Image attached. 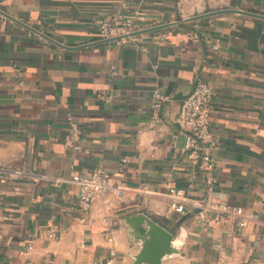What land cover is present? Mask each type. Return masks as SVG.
Instances as JSON below:
<instances>
[{
  "label": "crops",
  "instance_id": "0c3cea01",
  "mask_svg": "<svg viewBox=\"0 0 264 264\" xmlns=\"http://www.w3.org/2000/svg\"><path fill=\"white\" fill-rule=\"evenodd\" d=\"M124 1L142 29L177 23L137 44L83 47L98 40L96 19ZM142 1L0 0L11 17L0 13V264H107L113 247L114 264H156L166 232L160 264H264V19L246 13L264 16V0ZM198 80L214 87L209 188L179 123ZM156 90L166 100L154 121ZM75 123L81 152L66 147ZM94 172L127 190L97 198L84 225L72 177ZM171 187L259 220L204 222L191 202L176 213Z\"/></svg>",
  "mask_w": 264,
  "mask_h": 264
},
{
  "label": "built area",
  "instance_id": "2783aa9c",
  "mask_svg": "<svg viewBox=\"0 0 264 264\" xmlns=\"http://www.w3.org/2000/svg\"><path fill=\"white\" fill-rule=\"evenodd\" d=\"M128 10V3L124 1L115 10L105 12L99 16L96 19L97 39H110L141 30L142 27H140L138 22L141 18L140 12L135 11L133 13L128 12ZM157 25H160V23L155 22L149 27ZM141 35L124 37L117 41L121 44H137L142 40ZM218 47L219 40L214 45V48ZM142 48L143 50L146 49L145 47ZM153 96L152 118L155 121L160 118L166 98L158 90L154 91ZM213 96L214 87L204 80H198L193 91L182 104L181 117L179 119L180 125L188 131L186 141L187 160L199 168L203 181L208 188L213 185L215 179V162L212 149L213 134L211 132ZM99 97L106 102H111V97L104 93H100ZM140 133L142 132L140 131ZM82 134L83 130L81 127L76 123L72 124L66 147L78 152L83 151L80 144ZM72 181L79 185L77 198L79 211L81 212L80 222L84 225L88 224V214L97 198L110 195L122 199L127 190L124 184L115 182L105 172H94L84 175L76 174L72 177ZM168 193L171 197V210L176 213H184L186 204L191 202L194 208L199 209L198 214L204 222L208 221L211 214L235 220L241 228H247L259 220L258 213L247 212L242 206L230 205L223 201L211 199L191 200L186 196V192L183 189L176 187L169 188ZM103 221L106 225H109L107 218H104ZM47 235L51 239H56L58 229L55 227L49 229ZM29 249H32V245H29ZM116 256L117 250L113 247L110 250V258L107 264H114ZM1 264L13 263L3 262Z\"/></svg>",
  "mask_w": 264,
  "mask_h": 264
},
{
  "label": "water",
  "instance_id": "95a60500",
  "mask_svg": "<svg viewBox=\"0 0 264 264\" xmlns=\"http://www.w3.org/2000/svg\"><path fill=\"white\" fill-rule=\"evenodd\" d=\"M0 13H3V12H0ZM246 13L249 14V15H252V16H255V17H259V18H263L264 19V16H262V15L255 14V13H252V12H246ZM3 15L6 16V17H8V18H11L10 16H8L5 13H3ZM205 15H210V13L199 14V15H196V16H192V17H189V18L184 19L183 21H185V22L194 21V20H197V19H199V18H201V17H203ZM176 23L177 22L165 23V24H161V25L152 26V27H148V28L141 29V30H137V31H134V32H132L130 34H127V35L117 36V37L110 38V39L97 40V41L92 42L90 44H86L83 47L100 45V44H105V43H110V42H115V41L120 40L121 38H124V37L137 36V35H141V34H145V33H150V32L156 31V30H161V29H164L166 27L173 26ZM29 29H32V28H29ZM44 37L47 38V39H49V40H51V41H53L51 38H49L47 36H44ZM54 42L62 46V44H60V43H58L56 41H54ZM195 212H199V209H197ZM172 239H173V235L170 234V233H168V232H166V234L162 237V239L157 243V245L152 250V259H153V261L156 264H160V255H161L162 251L165 248L170 247Z\"/></svg>",
  "mask_w": 264,
  "mask_h": 264
}]
</instances>
